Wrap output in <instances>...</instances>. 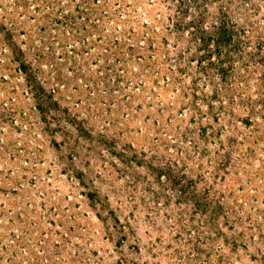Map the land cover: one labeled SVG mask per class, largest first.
Here are the masks:
<instances>
[{"label":"rangeland","instance_id":"obj_1","mask_svg":"<svg viewBox=\"0 0 264 264\" xmlns=\"http://www.w3.org/2000/svg\"><path fill=\"white\" fill-rule=\"evenodd\" d=\"M0 264H264V0H0Z\"/></svg>","mask_w":264,"mask_h":264}]
</instances>
